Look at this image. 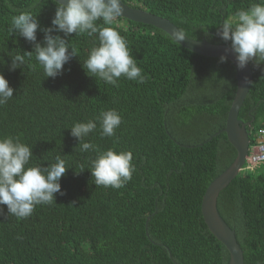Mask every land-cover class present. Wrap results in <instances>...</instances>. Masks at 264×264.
Segmentation results:
<instances>
[{
	"label": "trees",
	"instance_id": "obj_1",
	"mask_svg": "<svg viewBox=\"0 0 264 264\" xmlns=\"http://www.w3.org/2000/svg\"><path fill=\"white\" fill-rule=\"evenodd\" d=\"M122 2L167 18L189 38L231 46L216 35L218 24L259 0ZM55 9L52 0H0V72L14 89L0 106V136L32 147L30 166L46 167L61 155L69 167L60 180L64 195L56 194L51 205H37L24 219L0 206V264H227L229 253L207 228L200 206L208 184L236 156L223 131L237 88L233 64L121 16L118 30L143 83L121 77L116 87L87 75L82 62L98 39L75 33H53L79 53L62 74L45 77L34 59L9 71L10 56L33 48L9 35L11 18L30 10L47 27ZM43 37L38 29L37 40ZM249 65L252 81L238 118L249 124L252 146L264 128V64ZM107 109L122 117L115 135L102 137L97 121L85 140L100 150L131 153L135 171L119 189L95 185L88 168L97 153L81 152L70 133L74 123L95 120ZM217 209L234 230L244 264H264V164L240 170L220 191Z\"/></svg>",
	"mask_w": 264,
	"mask_h": 264
},
{
	"label": "clouds",
	"instance_id": "obj_2",
	"mask_svg": "<svg viewBox=\"0 0 264 264\" xmlns=\"http://www.w3.org/2000/svg\"><path fill=\"white\" fill-rule=\"evenodd\" d=\"M52 2L56 9L50 26L41 27L37 15L30 10H22L11 18L9 35L23 37L32 43L33 48L31 51H23V54L10 56L9 71L22 68L26 60L34 59L43 69L45 77L55 78L62 74L64 65L72 57L79 56L74 45L60 35L53 34L63 32L65 37L75 33V36L86 34L98 39V43L89 50L87 58L82 62L87 75L116 87L119 86L118 80L121 77L138 83L144 82L142 69L132 55L126 39L118 30L122 26L119 18L124 13L122 0ZM98 21H102V24L97 23ZM38 29L44 33L42 42L37 40ZM216 35L231 43V49L236 54L237 68L243 69L249 62L256 67L264 64V0H259L246 9H239L224 19L218 24ZM184 38L182 36L181 41ZM227 60L226 54L219 57L221 63H226ZM245 83L249 81L246 80ZM13 92V87L0 72V106L13 98ZM97 121L100 135L113 137L122 123V117L116 109L101 110L95 120L74 123L70 127V133L77 138L81 152L92 150L97 153L88 168L95 185L119 189L132 178L135 171L132 155L128 151H117L114 148L100 150L90 141H86L85 138L97 128ZM259 130V141L252 147L258 145L264 151V136L259 134ZM33 156L32 147L22 142L19 137L0 136V206L6 205L7 215L17 219L31 216L37 205H51L56 194L64 195L60 180L69 168L66 167V161L61 155H57L55 162L46 167L30 166ZM255 159L264 162V155H257ZM260 164L264 163L252 168ZM245 165L244 162L242 169H247L244 168ZM0 215H4L3 207H0Z\"/></svg>",
	"mask_w": 264,
	"mask_h": 264
},
{
	"label": "water",
	"instance_id": "obj_3",
	"mask_svg": "<svg viewBox=\"0 0 264 264\" xmlns=\"http://www.w3.org/2000/svg\"><path fill=\"white\" fill-rule=\"evenodd\" d=\"M122 5L124 8L122 17L162 29L180 43L181 46L197 54L207 57H220L222 54H226L228 60H230L235 67L237 88L227 113L223 131L230 144L235 148L236 156L231 164L208 184L201 199L200 210L209 231L227 249L229 253L227 264H244L243 251L236 240L234 230L224 221L217 209V198L220 191L225 188L242 169L248 154L250 144L249 131L247 129V124L238 118V112L251 85V68L249 64L243 69L237 68L235 60L236 54L232 51L231 46L227 44H214L205 39L198 40L189 38L167 18L152 14L140 8L131 7L123 2ZM182 36L185 37L183 41H181ZM246 80L249 81V83H245ZM214 135L209 136L208 139H211Z\"/></svg>",
	"mask_w": 264,
	"mask_h": 264
},
{
	"label": "built area",
	"instance_id": "obj_4",
	"mask_svg": "<svg viewBox=\"0 0 264 264\" xmlns=\"http://www.w3.org/2000/svg\"><path fill=\"white\" fill-rule=\"evenodd\" d=\"M259 134H261L262 136H264V129H260V130H259ZM257 155H264V151H262V150L258 147V145L254 146V147H253V151H252V153H251V154L249 153V154L246 156V160H245V163H246V166H247L246 168H252V167L258 165L259 163H264V162H259V161H257V160L255 159V157H256Z\"/></svg>",
	"mask_w": 264,
	"mask_h": 264
},
{
	"label": "rangeland",
	"instance_id": "obj_5",
	"mask_svg": "<svg viewBox=\"0 0 264 264\" xmlns=\"http://www.w3.org/2000/svg\"><path fill=\"white\" fill-rule=\"evenodd\" d=\"M252 151H253V147H252V146H250V147H249V153L251 154V153H252ZM246 167H247V166L245 165V166H244V168H246Z\"/></svg>",
	"mask_w": 264,
	"mask_h": 264
},
{
	"label": "crops",
	"instance_id": "obj_6",
	"mask_svg": "<svg viewBox=\"0 0 264 264\" xmlns=\"http://www.w3.org/2000/svg\"><path fill=\"white\" fill-rule=\"evenodd\" d=\"M247 124V123H246Z\"/></svg>",
	"mask_w": 264,
	"mask_h": 264
}]
</instances>
